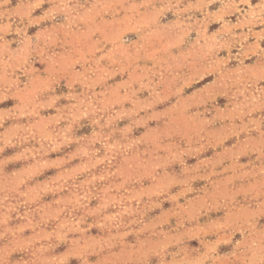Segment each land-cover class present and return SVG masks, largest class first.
<instances>
[{"label":"rangeland","instance_id":"374dc122","mask_svg":"<svg viewBox=\"0 0 264 264\" xmlns=\"http://www.w3.org/2000/svg\"><path fill=\"white\" fill-rule=\"evenodd\" d=\"M0 264H264V0H0Z\"/></svg>","mask_w":264,"mask_h":264}]
</instances>
